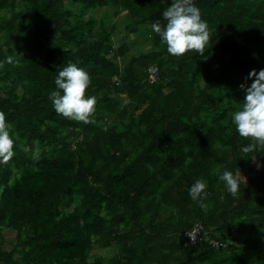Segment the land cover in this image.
Instances as JSON below:
<instances>
[{
	"label": "trees",
	"instance_id": "1",
	"mask_svg": "<svg viewBox=\"0 0 264 264\" xmlns=\"http://www.w3.org/2000/svg\"><path fill=\"white\" fill-rule=\"evenodd\" d=\"M171 2L0 0V112L14 140L0 159V264H264V148L242 153L250 138L232 123L248 73L264 69V0H194L209 41L179 57L152 30ZM104 8L114 22L94 14ZM70 62L90 76L89 124L49 100ZM224 168L243 175L235 197ZM196 178L204 207L188 194ZM196 224L223 246L189 245Z\"/></svg>",
	"mask_w": 264,
	"mask_h": 264
},
{
	"label": "clouds",
	"instance_id": "2",
	"mask_svg": "<svg viewBox=\"0 0 264 264\" xmlns=\"http://www.w3.org/2000/svg\"><path fill=\"white\" fill-rule=\"evenodd\" d=\"M162 17L166 23H155L152 30L166 45L168 54L179 57L194 51L204 55L205 45L209 41L208 25L202 19L194 0H173L163 10ZM248 78L252 79V83L245 88L242 107L232 114L235 131L242 138H250V143L240 148L245 154L264 148V69L258 72L251 70ZM54 83L55 89L49 93V100L56 114L84 124L91 123L96 97L86 95L91 84L89 73L70 62L59 70ZM241 87L244 88L245 85L242 84ZM13 148L14 140L10 135L9 125L4 113L0 112V159L5 162L10 159ZM241 176L240 171L224 168L218 175V180L222 182L226 193L235 197L240 190ZM206 189V180L196 178L188 189L189 197L204 207Z\"/></svg>",
	"mask_w": 264,
	"mask_h": 264
},
{
	"label": "rangeland",
	"instance_id": "3",
	"mask_svg": "<svg viewBox=\"0 0 264 264\" xmlns=\"http://www.w3.org/2000/svg\"><path fill=\"white\" fill-rule=\"evenodd\" d=\"M107 8H104V9H100V10H98V11H96V12H94V14H96L97 16H99L100 18H102V19H104L105 21H107V22H114V18L113 17H111V15L108 17L107 16V14H109L108 12H107ZM91 14V13H90ZM118 23V25H119V28H118V33L120 34V35H118V36H116V43H118L117 42V40L120 38V36L122 35V33H123V28H124V25H123V22L122 21H118L117 22ZM131 40L133 41V42H135V44H136V46L137 47H139L140 48V45L141 44H143L146 48H147V44H148V41H145L144 40V38H140L139 36H136L135 38H131ZM141 49V48H140ZM5 237H7L8 238V240L9 241H12L13 240V237H14V234H13V232H5ZM0 242H1V240H0ZM5 247L6 248H11V245L10 244H6L5 245ZM113 250H112V248H103V247H100V246H96L95 248H94V250H93V254L94 255H103V256H105V257H110V256H112L113 255ZM94 255L91 257V259H93V257H94Z\"/></svg>",
	"mask_w": 264,
	"mask_h": 264
},
{
	"label": "built area",
	"instance_id": "4",
	"mask_svg": "<svg viewBox=\"0 0 264 264\" xmlns=\"http://www.w3.org/2000/svg\"><path fill=\"white\" fill-rule=\"evenodd\" d=\"M148 73H149V80L151 83H155L159 80L158 70L155 66H150L148 69ZM185 237L189 245H194L202 241H205L208 244L215 247L223 246L221 242H218L212 238L207 237V233L202 224H196L193 229L188 230L185 234Z\"/></svg>",
	"mask_w": 264,
	"mask_h": 264
}]
</instances>
